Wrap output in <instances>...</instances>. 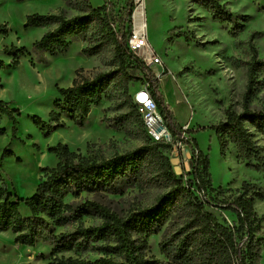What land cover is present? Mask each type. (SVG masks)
I'll list each match as a JSON object with an SVG mask.
<instances>
[{
  "label": "trees",
  "instance_id": "16d2710c",
  "mask_svg": "<svg viewBox=\"0 0 264 264\" xmlns=\"http://www.w3.org/2000/svg\"><path fill=\"white\" fill-rule=\"evenodd\" d=\"M189 1L206 8L214 20L229 23L231 33L242 29L247 20L246 15L233 14L220 0ZM64 3L76 10L75 13L67 15L62 9L58 13L34 12L25 16L24 28L46 29L33 42V53L57 56L80 40L86 43L81 51L87 56L111 47L113 68L74 78L69 86L56 87L58 96L48 112V122L38 115H32L31 121L42 135L48 136L64 126L63 119L82 126L93 106H99L102 100L117 99L118 106H125L126 110L116 115L112 125L124 127L127 132V123L132 117L140 120L138 130L145 133L143 142L110 157L84 155L61 142L48 146V152L56 156L57 162L41 168L42 178L35 191L26 197H19L10 190L0 174V230L10 228L15 243L33 246L40 240L49 244L48 264H261L264 214L257 215L253 201L264 200V188L243 181L236 195L225 196L221 186L213 187L208 156L198 148L192 136L205 127L213 129L221 155L229 140L235 145L238 158L246 161L247 166L264 171V149L247 127L264 136V109L250 105L257 74L264 72V58L258 56L252 42L256 32H252L248 40L250 58L244 62L246 84L241 111L228 107L221 121L193 130L179 124L159 89L158 77L129 49L135 0H126L117 11L112 0H102L98 6H93L90 0H64ZM7 34V24H0V35ZM174 37L188 40L182 30H177L169 39ZM3 52L10 56L9 67L13 68L19 65L25 48L3 46ZM3 67L0 60V68ZM136 71L142 74L143 82L148 83L172 142L152 141L147 135L128 93L129 84L140 79ZM19 115V108L12 106L11 101L0 99V122L3 116L10 120L11 141L19 139L16 136ZM5 131L0 128V135ZM11 141L1 152V163L12 153L8 150ZM175 141L196 147L190 172L192 179L183 180L173 169L169 155ZM134 187H156L161 192L151 205L122 216L97 200H81L83 194L123 193ZM215 202L231 212L236 220L228 223L210 212L207 208ZM21 204L29 211L27 215L21 214ZM85 217L98 222L85 226ZM58 228L62 230L57 232ZM160 231L158 246L165 260L147 254L148 238ZM65 252L75 255L64 256ZM93 254L95 257H90Z\"/></svg>",
  "mask_w": 264,
  "mask_h": 264
},
{
  "label": "rangeland",
  "instance_id": "374dc122",
  "mask_svg": "<svg viewBox=\"0 0 264 264\" xmlns=\"http://www.w3.org/2000/svg\"><path fill=\"white\" fill-rule=\"evenodd\" d=\"M126 0H112L115 10L125 5ZM98 6L102 0H90ZM230 11L246 15L244 27L235 33L229 31L227 22L214 20L210 12L189 0H139L142 5L146 39L160 58V62L149 67L159 79V89L175 118L184 126L198 128L217 123L224 119V111L230 107L241 111L242 94L245 90L246 75L244 62L250 58L248 40L256 32L252 42L260 58H264V0H220ZM62 9L67 15L76 10L65 6L64 0H0V24L8 27L7 35H0V99L11 101L19 108L16 136L10 140L11 122L4 118L0 128L8 132L0 135V174L8 188L19 197L31 195L43 176L41 168L53 166L57 158L49 153L48 146L65 143L71 150H79L84 155L110 157L139 146L145 133H140V120L133 118L127 123L128 131L114 127L113 121L120 112L126 110L118 106L119 101L102 100L93 106L82 126L63 119L64 126L44 136L31 121L38 115L48 122V112L53 100L58 96L56 87H66L74 78L90 76L98 71L113 68L112 48L92 57L82 53L86 43L76 40L68 50L60 55H36L32 44L46 31L45 28H24L25 16L30 13H58ZM177 30L188 36L169 39ZM24 47L17 67H9L10 56L4 54L3 46ZM33 62V65L31 63ZM176 62V66H173ZM138 81L129 84L131 95L139 85L144 84L142 74L136 71ZM250 105L254 109H264V72H259L256 84L250 95ZM205 112V113H204ZM206 114V116H203ZM253 139L264 149V136L247 125ZM198 148L208 156L209 173L214 188L221 186L225 196H234L243 181L264 188V171H255L246 161L238 158L237 149L228 140L227 147L220 154L219 144L213 129L205 127L194 132ZM20 140L24 141L22 143ZM11 155L4 157L1 152L9 143ZM168 142H172V139ZM194 144L180 141L172 143L169 158L173 169L183 180L192 179V160L196 152ZM264 154V151H263ZM228 159H233L235 173ZM220 161V163H219ZM235 166V167H236ZM161 192L159 188H128L123 193L100 192L83 194L82 199H94L107 205L118 215H126L138 208L149 206ZM215 194V193H213ZM223 196H219L221 199ZM253 207L258 216L264 214V200L254 199ZM217 217L228 223L235 216L216 205L207 208ZM22 215L29 211L21 204ZM98 221L85 217V226ZM61 228L56 229L58 232ZM162 231L148 238V256L165 260L159 250ZM264 237V221L262 223ZM64 256L75 254L63 253ZM90 257H95V254ZM50 245L37 240L33 246L15 243L10 228L0 230V264H48ZM261 264H264V250Z\"/></svg>",
  "mask_w": 264,
  "mask_h": 264
},
{
  "label": "built area",
  "instance_id": "2783aa9c",
  "mask_svg": "<svg viewBox=\"0 0 264 264\" xmlns=\"http://www.w3.org/2000/svg\"><path fill=\"white\" fill-rule=\"evenodd\" d=\"M135 2L136 7L131 16V32L128 39V46L135 56L142 60L145 65L150 66L151 64L159 63L160 58L146 39L144 23L142 28L139 25V18L134 17L135 11L140 6L139 0H135ZM131 97L150 139L152 141H170L171 135L163 122L155 101L150 95L148 83L139 85L131 94ZM183 135L186 136L185 133Z\"/></svg>",
  "mask_w": 264,
  "mask_h": 264
},
{
  "label": "bare ground",
  "instance_id": "6f19581e",
  "mask_svg": "<svg viewBox=\"0 0 264 264\" xmlns=\"http://www.w3.org/2000/svg\"><path fill=\"white\" fill-rule=\"evenodd\" d=\"M142 7H143L142 5L139 6V8L135 11L134 17L135 18H139V20H140L139 25L143 28V14H142L143 12H142ZM90 57H92V56H90ZM173 66H176V62H173ZM90 113H91V110H90L89 114ZM203 116H206V114H204ZM227 161H229V163H231V165L233 167V170H234V173H235V169L237 168V166L234 163V160L233 159H228ZM219 163H220V161H219Z\"/></svg>",
  "mask_w": 264,
  "mask_h": 264
},
{
  "label": "crops",
  "instance_id": "0c3cea01",
  "mask_svg": "<svg viewBox=\"0 0 264 264\" xmlns=\"http://www.w3.org/2000/svg\"><path fill=\"white\" fill-rule=\"evenodd\" d=\"M4 118H6L5 116H3V118H2V120L4 119ZM182 125V124H181ZM183 127H186V128H189V127H192V126H190V124H189V127L188 126H184V125H182ZM189 129H193L194 130V128H189ZM8 132V130H6V133Z\"/></svg>",
  "mask_w": 264,
  "mask_h": 264
}]
</instances>
